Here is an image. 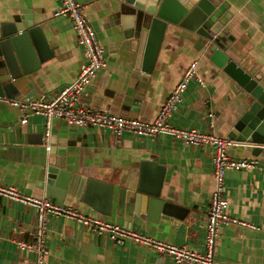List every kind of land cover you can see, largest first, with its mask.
<instances>
[{"label":"crops","instance_id":"crops-1","mask_svg":"<svg viewBox=\"0 0 264 264\" xmlns=\"http://www.w3.org/2000/svg\"><path fill=\"white\" fill-rule=\"evenodd\" d=\"M77 1L106 56V67L81 92V105L151 120L183 70L194 61L203 85L199 86L196 79L187 82L167 122L174 128L225 137L240 113L238 94L222 71L193 48L194 36L168 25L152 72L139 74L135 66L141 37L134 35L133 29L125 30L134 25L132 17L137 12L120 0ZM225 1L228 9L223 23L232 37L231 45L242 54L246 65L261 74L264 86V0ZM57 5V0H0V24L27 17L39 26L52 53L20 78L16 100L53 96L75 78L83 63L69 21L52 16ZM44 130L42 115L22 113L9 100H0V185H11L27 196L45 197L40 184L44 167L55 164L110 183V215H100L72 199L46 197L52 202L165 243L203 251L206 210L214 187L210 146L183 144L164 134L134 136L123 132L116 136L108 129L77 127L52 119L46 151ZM35 133L42 136L32 143L27 136ZM249 150L232 143L225 148L232 158L256 163L250 169L227 170L223 175L227 213L246 225L219 226L215 264H264V154L252 156ZM143 160H155L164 167L160 196L182 208L176 210L182 216L179 220L157 212L148 219L127 223L116 215L117 190L125 187L131 192L136 187ZM34 223L31 206L7 198L0 201V264H34L33 254L15 244L18 239H32ZM46 228L45 264H172L142 244H115L107 234L62 216H47Z\"/></svg>","mask_w":264,"mask_h":264},{"label":"water","instance_id":"water-1","mask_svg":"<svg viewBox=\"0 0 264 264\" xmlns=\"http://www.w3.org/2000/svg\"><path fill=\"white\" fill-rule=\"evenodd\" d=\"M137 13L134 30L141 37L139 63L135 70L147 75L153 70L157 54L168 25L177 26L194 36L193 48L231 81L238 94L239 110L224 139L240 147L249 148L252 156L264 154V86L261 74L245 64L242 54L231 45L232 37L223 19L228 9L225 0H120ZM136 17V20H135ZM51 50L38 25L19 17L11 24H0V100H16L17 82L35 70ZM26 101V100H18ZM35 135V136H33ZM41 133L28 134L31 142H38ZM30 141V140H29ZM164 167L155 160L139 163V180L131 192L125 187L116 193L115 213L127 223L148 219L157 212L175 217L183 211L160 196ZM44 196L57 201L64 198L85 204L100 215H110L112 185L90 178L55 164H47L40 182ZM177 216V217H176ZM125 222V223H126Z\"/></svg>","mask_w":264,"mask_h":264},{"label":"built area","instance_id":"built-area-1","mask_svg":"<svg viewBox=\"0 0 264 264\" xmlns=\"http://www.w3.org/2000/svg\"><path fill=\"white\" fill-rule=\"evenodd\" d=\"M57 1L58 5L52 11V16L65 17L69 21L75 42L82 50L83 63L75 78L70 83L60 87L53 96L49 98L41 96L38 99L26 101H10V105L17 107L22 113L40 114L44 117L45 150L49 149V126L52 119L63 120L65 123L77 127L91 126L108 129L116 136L123 132H128L134 136L164 134L183 144L211 147L214 187L209 195L206 210L203 251L198 253L185 245L165 243L133 232L124 226H118L100 218L84 216L74 208L52 202L46 197L27 196L18 192L11 185H0V201L7 198L31 206L34 210L35 223L32 239L29 241L15 240L16 246L22 251L32 253L34 264H45L48 254L45 243L46 218L47 216H62L87 226L93 232L107 234L115 244L119 245L124 241L142 244L155 253L168 258L172 264H215L213 260L214 243L219 226L229 223L246 225L241 220L230 217L227 213L223 175L227 170L250 169L255 166L256 161L247 158L235 159L228 156L225 148L232 142L224 139V137L202 133L195 129L174 128L167 122V118L180 101L187 82L190 79H196L199 86L202 87L203 85L196 74L194 61L190 62L183 70L179 81L164 98L151 120L121 116L81 105L78 102L81 92L95 74L106 67V56L93 28L83 13L82 5L77 0ZM24 121V118L20 119V123Z\"/></svg>","mask_w":264,"mask_h":264}]
</instances>
